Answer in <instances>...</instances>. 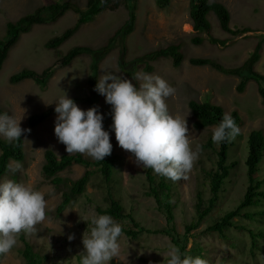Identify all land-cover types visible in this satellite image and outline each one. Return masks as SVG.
Here are the masks:
<instances>
[{
    "label": "rangeland",
    "instance_id": "obj_1",
    "mask_svg": "<svg viewBox=\"0 0 264 264\" xmlns=\"http://www.w3.org/2000/svg\"><path fill=\"white\" fill-rule=\"evenodd\" d=\"M73 1L85 7L87 0ZM189 1L173 0L170 10L160 11L155 7L153 0H139L136 29L126 40L128 61L173 43L182 46L185 56L179 68H174L169 60L161 59L153 63L155 69L150 73L161 77L175 88L174 95L166 99L169 113L181 119L186 118L191 135L190 146L194 151H197L199 146L197 158L186 176L172 181L152 173L157 182L163 178L172 187L174 236L154 232L163 230L171 232V225L167 223L166 215L158 208L155 199L148 195L150 183L147 179V169L138 167L133 162L134 158L117 145L115 135L110 131L112 152L119 157L113 187L126 211L133 215L142 228L151 232H144L136 239L122 234L119 239V255L113 258L110 264H167L168 247L176 246L173 237L179 242L178 247L186 245L184 254L193 256L196 254L193 251L195 246L202 248L201 257L206 259L208 264H264V252H262L264 251V200L251 209L256 213L255 215L259 213L262 215L254 217L251 221L237 218L236 228L229 229L226 238L207 232L210 225L229 211L236 209L244 198L249 186L245 164L248 135L254 129L264 131V101L259 96L255 82L251 81L248 84L245 93L238 94L235 90L239 82L238 78L224 76L209 67L191 66L188 61L190 58L205 57L214 58L226 67L239 66L251 54L257 38L264 36V0H214L229 9L232 28L250 27L255 30L245 35L231 37L220 29L216 16L212 15L210 17L212 33L220 39H229L227 47L212 46L208 41L202 46L191 44L190 38L195 31L188 17ZM44 3V0H0V40L5 37L7 21H14L32 13ZM126 18L127 13L124 9L107 11L93 22L84 25L56 50L46 49V43L71 27L77 15L68 12L55 24L34 26L30 33L22 35L0 72V109L6 110L17 120L23 117L20 122L21 128L30 129V132L21 135L25 152L24 161L19 163L21 168L15 173L6 175L1 181L16 180L44 194L47 202L45 219L35 226V232L26 234V238L38 244H49L48 250L53 257V264H79V253L83 250L82 237H87L91 219L99 214L97 207L106 208L108 205L105 201L102 181L99 177H95L87 188L86 196L66 210L61 218L54 217L53 210L60 202V195L54 193L53 185L43 176L45 152L51 149L58 156L68 153L65 151V146L54 136L55 116L34 128L29 127L28 119L34 114L54 107L55 102L65 94L64 92L68 98L86 96L91 59L87 56L77 58L69 67L56 71L44 91L32 80L11 85L9 78L23 68L41 72L76 46L103 45ZM117 47L102 61L100 75L103 72H112L129 79L139 87L140 81H133L120 71L118 66L120 48ZM256 70L264 74V49ZM137 73L143 72L139 69ZM193 100L220 105L228 114L237 111L242 124L238 126L239 134L232 140L233 145L227 161L228 164L237 165L224 182L215 208L196 228L188 232L186 227L194 224L197 219L198 194L202 198L203 207L208 205L211 197L209 173L215 170L218 159L216 152L218 144L213 143V148L203 147L211 138L215 126L202 131L196 130L193 126L194 119L189 108V102ZM96 106L104 116V129L108 130L112 123L111 107L105 103L103 96ZM78 107L82 110L86 108L84 105ZM16 163L10 161V168H14ZM84 170L82 166H75L70 171L61 173L60 176L77 179ZM263 178L264 158L257 175L258 180ZM262 189L264 191V184ZM115 221L122 228H133L129 219ZM241 227L244 230L240 229ZM248 230L257 236V245L263 250L254 248ZM21 234L12 251L7 256H0V264H24L19 254V250L23 247ZM70 234L74 235L72 241L67 239ZM259 234L263 237H259ZM51 245H55L56 249H52Z\"/></svg>",
    "mask_w": 264,
    "mask_h": 264
},
{
    "label": "trees",
    "instance_id": "obj_2",
    "mask_svg": "<svg viewBox=\"0 0 264 264\" xmlns=\"http://www.w3.org/2000/svg\"><path fill=\"white\" fill-rule=\"evenodd\" d=\"M44 1L45 3L32 13L26 14L14 21H7L5 37L0 40V72L11 50L21 40L22 35L30 33L34 26L55 24L68 12L77 15V19L71 27L46 43V49L56 50L71 39L84 25L93 22L104 12H114L119 9H124L127 13V18L103 45L99 47L76 46L41 72L23 68L9 78L11 85H18L26 80H32L44 91L47 89L48 83L56 71L69 67L77 58L87 56L91 59L89 64L88 94L84 97L71 98L77 106L84 105L86 107L85 110H87L90 107L96 106L101 99V95L93 90L97 80L100 78V64L117 46L120 48L119 69L133 81H136L137 70L140 69L143 73L150 74L155 69L153 63L161 59L169 60L174 68H179L185 60L182 46L178 43L159 47L132 61L127 60L128 51L126 40L136 29L139 0H87L85 7H82L77 1L73 0ZM153 1L156 8L160 11L170 10L173 5V0ZM212 15L216 16L220 29L231 37H238L255 31L250 27L232 28L231 13L221 2L214 0H190L188 16L195 31L190 41L194 46H202L206 41L212 46L227 47L229 45V39H220L212 33V21L210 19ZM263 49L264 36L257 38L251 54L236 67H226L214 58L195 57L190 58L188 61L191 66L209 67L224 76L238 78L239 82L235 89L238 94H243L251 81L255 82L259 96L264 101V74L256 70V65L261 60ZM54 108L55 106L46 109L42 113L30 116L28 119L29 127H37L49 118L55 116ZM189 108L194 119L193 126L199 131L216 126L225 113L222 106L212 104L209 101L203 103L194 100L190 101ZM0 113L8 114L4 109H0ZM230 115L237 126L242 124V119L237 111H233ZM232 145V140L218 144L216 149L218 154L216 168L209 173L211 197L208 200V205L203 207L202 198L198 194L196 204L197 219L194 224L192 223L186 227L188 232L196 228L218 203L222 186L226 179L229 178L231 170L237 165L236 163H227ZM247 146L248 153L245 164L247 167L249 186L247 187L244 198L236 209L229 211L207 228V232L216 233L223 238H226V232L229 229L236 228L235 220L237 218H245L251 221L254 217L262 215V213L255 215L256 213L252 212L251 209L257 207L264 200V191L262 189L264 178L261 180L257 179V175L260 172V164L264 158V131L251 130L248 135ZM203 147L213 148L211 138H209ZM24 158L25 152L23 150L22 137L14 143H7L0 137V181L6 175L12 173L9 171L10 161L21 163L24 161ZM118 163L119 157L114 155L113 152L106 156L103 161L94 162L87 156L79 153L58 156L53 150L48 149L45 152V162L42 172L45 180L53 185L54 193L60 195V202L53 210L54 217L57 219L61 218L66 210L75 205L80 198L86 196L87 188L92 179L99 177L102 181L105 201L108 206L106 208L97 207L98 213L108 214L113 219L119 221L129 219L133 228H122V234L133 239L138 238L144 232L151 233L142 228L136 222L133 215L126 211L113 187ZM75 166L85 168L79 178L72 179L60 176L61 173L70 171ZM152 173L153 171L150 168L147 169V179L150 183L148 195L155 199L158 208L165 213L167 223L171 225V232L164 230L154 232L174 236L172 224L175 216L172 205V187L163 178L157 182ZM244 210H246L245 213H242ZM240 229L244 230L242 227ZM248 233L252 237L254 248L263 250L257 245V236L251 230H248ZM258 236L263 237L262 234ZM20 238L23 247L19 250V254L24 264H53V257L50 256L48 250L50 247L49 244H38L36 241L26 238V234L24 233L21 234ZM173 240L178 247L179 242L177 239L173 237ZM51 248L56 249V246L51 245ZM178 248L181 253L186 251V245ZM193 251L196 252L193 256L202 255V248L199 246H195Z\"/></svg>",
    "mask_w": 264,
    "mask_h": 264
},
{
    "label": "clouds",
    "instance_id": "obj_3",
    "mask_svg": "<svg viewBox=\"0 0 264 264\" xmlns=\"http://www.w3.org/2000/svg\"><path fill=\"white\" fill-rule=\"evenodd\" d=\"M135 79L140 81L139 87L112 72H103L97 80L93 90L111 107L108 130L104 129V116L98 106L82 110L64 92L55 102L54 136L65 146L66 153H79L97 162L112 152L111 131L117 145L131 154L138 167L150 168L155 174L176 181L192 169L199 146L197 151L190 146L186 118L169 113L166 99L174 95L175 88L146 72L137 73ZM22 118L0 113V137L5 142L14 143L22 133L30 132L21 128ZM239 131L231 115L224 113L213 128L211 140L215 144L230 142ZM20 168L17 162L9 171L15 173ZM46 203L42 192L25 183L0 181V256L12 251L19 234L35 232V226L45 219ZM90 225L87 237H82L79 264H110L120 252L121 225L108 214L94 216ZM67 239L72 241L74 235ZM166 255L167 264H208L199 255L181 253L175 245H169Z\"/></svg>",
    "mask_w": 264,
    "mask_h": 264
}]
</instances>
